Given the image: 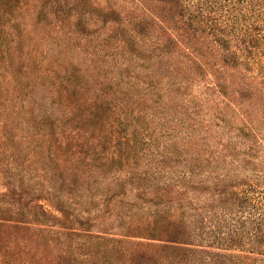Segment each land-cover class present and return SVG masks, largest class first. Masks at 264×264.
Returning a JSON list of instances; mask_svg holds the SVG:
<instances>
[{
  "label": "rangeland",
  "instance_id": "obj_1",
  "mask_svg": "<svg viewBox=\"0 0 264 264\" xmlns=\"http://www.w3.org/2000/svg\"><path fill=\"white\" fill-rule=\"evenodd\" d=\"M241 3L0 0V264H264Z\"/></svg>",
  "mask_w": 264,
  "mask_h": 264
},
{
  "label": "trees",
  "instance_id": "obj_2",
  "mask_svg": "<svg viewBox=\"0 0 264 264\" xmlns=\"http://www.w3.org/2000/svg\"><path fill=\"white\" fill-rule=\"evenodd\" d=\"M246 1H247L246 4L241 3L242 7L243 5H245L243 9H235L237 10L238 14H241V17L228 19L230 24H232L233 28H236V25H238L239 22L243 21V24H240L241 26L239 27L245 29L243 30L244 34L247 33L249 29L251 30V26H256L258 23L264 24V0H246ZM201 8L202 7L200 4L199 12H201ZM263 40L264 39H261L260 41L264 42Z\"/></svg>",
  "mask_w": 264,
  "mask_h": 264
}]
</instances>
